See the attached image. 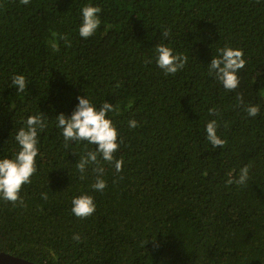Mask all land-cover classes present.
I'll use <instances>...</instances> for the list:
<instances>
[{"label":"trees","instance_id":"obj_1","mask_svg":"<svg viewBox=\"0 0 264 264\" xmlns=\"http://www.w3.org/2000/svg\"><path fill=\"white\" fill-rule=\"evenodd\" d=\"M85 5L102 10L87 39ZM161 43L188 57L175 75L156 63ZM225 45L247 61L234 91L209 75ZM17 74L28 83L20 93ZM78 96L116 108L123 166L102 162L103 192L91 187L95 166L83 180L76 168L95 146L66 147L56 128ZM41 113L47 127L24 205L0 199L1 251L40 264H264V0H0V159L14 157L18 130ZM213 119L223 148L206 138ZM245 165L247 183L227 184ZM82 194L96 203L85 219L71 211Z\"/></svg>","mask_w":264,"mask_h":264},{"label":"clouds","instance_id":"obj_2","mask_svg":"<svg viewBox=\"0 0 264 264\" xmlns=\"http://www.w3.org/2000/svg\"><path fill=\"white\" fill-rule=\"evenodd\" d=\"M23 5H28L30 0H20ZM99 6L85 5L82 8V22L79 26V35L85 39L94 35L101 24ZM170 31L165 29L162 32L163 38L167 39ZM70 46V44H69ZM157 53L156 63L165 75H175L183 70L188 57L183 54H174L173 49L166 44H157L155 47ZM217 56L213 57L208 65L209 75H214L224 88L228 91H234L240 84L238 76L239 70L243 69L247 63L244 59L243 49H235L228 45L217 50ZM12 84L16 87L18 93L25 91L28 83L22 74L12 77ZM119 87V84L116 85ZM78 104L70 116L61 113L56 116V128L62 130V136L65 146L69 142H86L87 145L95 146L93 150H86L84 155H79L76 168L80 173V179H86L85 173L90 166L96 174L95 182L91 185L95 191L103 192L107 187L106 180L103 178L105 168L103 163L114 166L116 172H120L123 166L122 159H116L115 153L119 151L122 141L119 139V132L114 125L109 113L115 112V106L105 101L97 108L89 98L78 96ZM240 104H244L242 94L237 96ZM249 117H256L260 108L258 105H249L245 108ZM209 114H215L214 109H209ZM129 128H136L138 122L131 119L128 122ZM47 127L46 118L43 113L39 115H29L25 121V126L21 127L15 140L19 150L12 158L0 159V199L24 205V200L20 192L24 185L32 182L31 178L37 172L36 158L40 153L39 134ZM219 125L216 120H211L206 124V138L213 148L217 146L223 148L227 141L221 139L217 134ZM103 162V163H102ZM249 179V166L245 165L239 171L238 178L229 174L227 184L245 185ZM47 199V193L41 194ZM26 206V205H25ZM96 210L94 197L88 194H82L72 199V213L81 219L88 218ZM73 240L80 242L79 234L73 235Z\"/></svg>","mask_w":264,"mask_h":264},{"label":"water","instance_id":"obj_3","mask_svg":"<svg viewBox=\"0 0 264 264\" xmlns=\"http://www.w3.org/2000/svg\"><path fill=\"white\" fill-rule=\"evenodd\" d=\"M0 264H40L0 250Z\"/></svg>","mask_w":264,"mask_h":264}]
</instances>
